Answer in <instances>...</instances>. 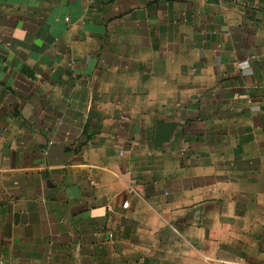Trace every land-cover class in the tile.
<instances>
[{
  "label": "crops",
  "instance_id": "0c3cea01",
  "mask_svg": "<svg viewBox=\"0 0 264 264\" xmlns=\"http://www.w3.org/2000/svg\"><path fill=\"white\" fill-rule=\"evenodd\" d=\"M0 264H264V0H0Z\"/></svg>",
  "mask_w": 264,
  "mask_h": 264
},
{
  "label": "water",
  "instance_id": "95a60500",
  "mask_svg": "<svg viewBox=\"0 0 264 264\" xmlns=\"http://www.w3.org/2000/svg\"><path fill=\"white\" fill-rule=\"evenodd\" d=\"M172 135V127L161 125L158 126V130L156 132L155 142L156 144L162 143L164 140L168 139Z\"/></svg>",
  "mask_w": 264,
  "mask_h": 264
},
{
  "label": "built area",
  "instance_id": "2783aa9c",
  "mask_svg": "<svg viewBox=\"0 0 264 264\" xmlns=\"http://www.w3.org/2000/svg\"><path fill=\"white\" fill-rule=\"evenodd\" d=\"M128 205V202H125L124 206H127Z\"/></svg>",
  "mask_w": 264,
  "mask_h": 264
}]
</instances>
